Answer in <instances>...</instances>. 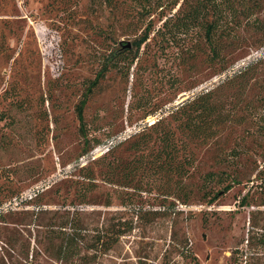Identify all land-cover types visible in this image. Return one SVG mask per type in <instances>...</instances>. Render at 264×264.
<instances>
[{
  "label": "rangeland",
  "instance_id": "rangeland-1",
  "mask_svg": "<svg viewBox=\"0 0 264 264\" xmlns=\"http://www.w3.org/2000/svg\"><path fill=\"white\" fill-rule=\"evenodd\" d=\"M9 204L0 264H264V0H0Z\"/></svg>",
  "mask_w": 264,
  "mask_h": 264
},
{
  "label": "trees",
  "instance_id": "trees-1",
  "mask_svg": "<svg viewBox=\"0 0 264 264\" xmlns=\"http://www.w3.org/2000/svg\"><path fill=\"white\" fill-rule=\"evenodd\" d=\"M199 12H196V13H192L193 14V18L194 19H196L197 17H198V14ZM215 29H216V25L214 24V23H209L208 25H207V32H206V37H207V40L212 44V42H213V35H214V33H215ZM149 39V34H148V32L146 31L145 32V34L140 38V39H138V40H136L135 41V46L138 48V49H140L141 47H142V45L144 44V43H146L147 42V40ZM214 51L216 52V50L214 49ZM106 70H107V68H105L104 70H102L99 74H98V76H97V78L95 79V81H93L92 83H91V85L88 87V89L86 90V92L84 93V95H83V99L80 101V103H79V105H78V107H77V113H78V118H79V121H80V124H81V130H84V110H85V108H86V105H87V103H88V101H89V99H90V96H91V94H92V92H93V89L98 85V83H99V81H100V79L101 78H103L104 77V74H105V72H106ZM85 135V137H86V134H84ZM112 148H114V145H112V146H110V148L106 151V152H109ZM232 184H239V182L237 183V180L236 179H234L233 180V183ZM231 188H232V185H227L226 187H225V192H228L229 190H231ZM39 192V191H38ZM34 195H36V193L34 194ZM217 196L218 195H216V196H214L213 198H212V200H215L216 198H217ZM18 200V198H15L14 199V201H17ZM22 203L23 202H17L16 203V205H17V207L19 208L18 210H22ZM4 206H7V207H4ZM8 208V209H7ZM11 207H10V204L9 205H3V207H0V217L2 216V215H5V214H7V213H9L8 211H9V209H10ZM6 209V210H5ZM12 209H17V208H13L12 207ZM65 239V245L61 248V252L63 253V252H67L69 249H70V243L68 242V239L67 238H64ZM101 240L102 239H100L99 240V244H101ZM102 246H103V244H101ZM61 253V254H62ZM62 256V255H61ZM61 256H59V259H63V257H61Z\"/></svg>",
  "mask_w": 264,
  "mask_h": 264
}]
</instances>
